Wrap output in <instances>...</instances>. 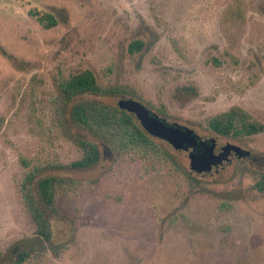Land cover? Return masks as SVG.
Returning <instances> with one entry per match:
<instances>
[{
    "label": "rangeland",
    "instance_id": "rangeland-1",
    "mask_svg": "<svg viewBox=\"0 0 264 264\" xmlns=\"http://www.w3.org/2000/svg\"><path fill=\"white\" fill-rule=\"evenodd\" d=\"M49 13L44 29L29 11ZM141 41L139 52L128 46ZM89 70L102 89L75 97L65 129L95 144L98 162L67 168L81 151L59 131L57 85ZM139 101L164 118L249 153L203 174L187 152L154 139L171 162L114 154L71 119V107ZM239 107L264 125V0H0V264H264V134L223 137L212 116ZM21 160L28 163V168ZM79 183L57 190L51 237L37 238L22 205L25 172ZM225 203L228 207L219 208Z\"/></svg>",
    "mask_w": 264,
    "mask_h": 264
},
{
    "label": "trees",
    "instance_id": "trees-1",
    "mask_svg": "<svg viewBox=\"0 0 264 264\" xmlns=\"http://www.w3.org/2000/svg\"><path fill=\"white\" fill-rule=\"evenodd\" d=\"M28 13L44 29L56 25L55 18L49 13L31 10ZM142 47L143 43L141 41H133L128 46V52L130 54L139 52ZM57 89L59 104L56 107L59 109L55 112L57 128L81 151V157L65 167L71 169L89 168L98 162L99 150L95 144L75 136L65 129L62 118L63 110L75 97L80 95L92 93L122 94V91L117 88L102 90L97 85L94 74L89 70L71 75L66 80H60ZM70 114L71 119L77 125L102 140L116 155L129 154L154 162L172 161L168 153L140 128L131 115L119 110L117 107L86 100L75 103L71 107ZM206 126L212 133L223 137L239 138L264 134V125L250 120L249 115L239 107H231L227 111L212 116L207 120ZM21 162L25 168L29 167L26 161L21 160ZM62 167L51 163L35 166L25 172L19 187L21 202L34 226V234L45 242L50 240L51 230L34 198L33 186H35L42 204L54 212V197L57 190L65 191L76 187L79 183L50 176L38 180L36 178L48 169ZM255 189L257 191L264 190V174L261 175V180L255 184ZM226 207L228 206L225 203L219 205L220 210ZM30 256L28 252H20L16 257L15 264H23Z\"/></svg>",
    "mask_w": 264,
    "mask_h": 264
},
{
    "label": "water",
    "instance_id": "water-1",
    "mask_svg": "<svg viewBox=\"0 0 264 264\" xmlns=\"http://www.w3.org/2000/svg\"><path fill=\"white\" fill-rule=\"evenodd\" d=\"M116 107L131 115L149 137L167 142L181 152H187L193 172H210L212 168L230 162L231 157L243 159L249 155L247 151L228 144L215 153L216 143L213 139L202 140L191 129L168 123L134 99L121 98Z\"/></svg>",
    "mask_w": 264,
    "mask_h": 264
}]
</instances>
